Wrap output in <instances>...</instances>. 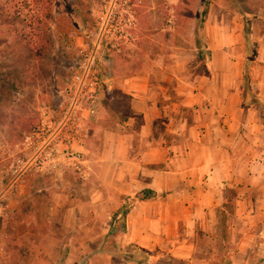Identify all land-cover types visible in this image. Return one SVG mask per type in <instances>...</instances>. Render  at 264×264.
<instances>
[{"label": "crops", "instance_id": "0c3cea01", "mask_svg": "<svg viewBox=\"0 0 264 264\" xmlns=\"http://www.w3.org/2000/svg\"><path fill=\"white\" fill-rule=\"evenodd\" d=\"M261 10L264 6L248 13L250 37L257 42V50L247 92L242 78L245 57L242 17L235 27V36L240 35L241 44L230 62V72H226L223 97L215 96V90L205 95L192 89L177 92L181 97H155L150 93L148 76L136 75L121 84V94L126 97H111L109 105L100 102L97 108L94 101V121H80L79 134L72 144L85 154L81 169V181L86 185L84 198L67 194L62 199L57 195V200L29 208V212L15 218L23 205L25 191L21 186L12 207H7L8 218L4 223L7 226L13 222L22 228L15 237L18 252H7L4 245L9 260L13 258L17 264H73L85 255L84 262L78 264H96L101 262L100 257L112 258L107 250H93L94 254L89 255L91 243L98 241L97 248H103L111 217L124 203V197L132 198L144 189L152 196L137 199L126 213L125 228L120 232L115 229L118 247L133 243L155 253L165 244L167 253L186 256L192 253L195 235L199 231L213 232L219 224L217 209H224L231 201L238 236L247 225L263 229L264 11ZM192 107L196 113L189 120L184 109ZM94 140H99L95 146L97 153L91 150ZM4 206L3 203L0 210ZM49 222V226L67 228V232L53 233L47 228ZM263 232H259L262 237L258 241L264 249ZM246 233L247 230L237 240H251ZM57 242L61 244L53 249L52 244Z\"/></svg>", "mask_w": 264, "mask_h": 264}, {"label": "rangeland", "instance_id": "374dc122", "mask_svg": "<svg viewBox=\"0 0 264 264\" xmlns=\"http://www.w3.org/2000/svg\"><path fill=\"white\" fill-rule=\"evenodd\" d=\"M262 6L264 0L0 1V191L12 177L18 160L32 155L36 128L57 119L66 84L87 44L96 55V108L100 102L109 105L111 97H126L121 94V84L136 75L148 76L150 93L155 97H181L177 92L187 89L205 95L215 90V96L223 97L226 72L241 44L235 27L246 13ZM204 8L207 13L202 15ZM200 36L203 58L198 57ZM195 113L193 107L184 109L189 120ZM95 116L83 119L89 121ZM92 142L91 150L97 153L99 140ZM62 157L58 153L54 159L48 158L40 172L24 178L23 205L15 218L57 200V195L62 199L67 194L84 198L82 170H74ZM7 207L12 205L0 210V236L4 235L7 252L13 253L18 252L15 237L22 228L13 222L4 225ZM216 214L219 224L209 234L199 231L195 235L192 253L183 257L179 255L185 253H167L164 244L149 253L150 260L145 264H264V249L258 241L264 228L243 227L241 233L247 230L251 240L239 242L241 233L238 236L233 224L234 202L218 208ZM49 224L47 228L53 233L67 232V228ZM113 236L105 237V250L117 249L118 236ZM97 242L91 243V251L98 249ZM60 244H52L53 249ZM8 254L0 264H5L6 257L7 264H17ZM84 259L82 255L73 264ZM100 259L96 264L121 263L110 256L109 260Z\"/></svg>", "mask_w": 264, "mask_h": 264}, {"label": "built area", "instance_id": "2783aa9c", "mask_svg": "<svg viewBox=\"0 0 264 264\" xmlns=\"http://www.w3.org/2000/svg\"><path fill=\"white\" fill-rule=\"evenodd\" d=\"M97 83L95 50L87 44L81 49L78 66L66 84V97L57 119L52 124L43 122L36 128L37 138L33 142V153L26 160H18L12 170V177L0 191V207L3 203L13 205L24 178L40 172L43 163L48 158L54 159L58 153L62 154V158L74 170L82 169L83 153L75 150L72 144L79 134L80 121L95 113L93 102L96 99L94 93ZM2 236L4 235L0 236V259L5 256Z\"/></svg>", "mask_w": 264, "mask_h": 264}, {"label": "trees", "instance_id": "16d2710c", "mask_svg": "<svg viewBox=\"0 0 264 264\" xmlns=\"http://www.w3.org/2000/svg\"><path fill=\"white\" fill-rule=\"evenodd\" d=\"M27 4H29L28 1H26ZM204 5L205 7L207 6V1H204ZM207 13L206 8H204V10L202 11V15H205ZM241 14H245V12H241ZM243 16V15H242ZM250 15H248L247 13L245 14V17L243 16V28H242V34H243V38H244V45H245V57H244V63H243V87H244V91L247 92L248 91V83H249V71H250V67L252 65L253 59H254V54L256 53L257 50V42L254 41L251 37H250ZM201 24L204 23V19H201ZM201 24L199 25V29L198 32L201 31ZM200 50L198 51V57L199 58H203L204 56V52L203 47H204V43L201 39L200 36ZM263 110H264V105L262 104ZM152 193V191H151ZM152 195L149 193V191L147 189H144L140 192V194H136L134 197H129L126 196L124 197V203H122V206L118 209V211H116L112 217H111V223L109 226V230L107 232L106 237L111 236V233H116V232H120L121 230H123L125 228V216L126 213L129 211L130 207L133 205V203L137 200V199H148L150 198ZM128 201V205H126L125 202ZM115 229L116 232H115ZM112 237V236H111ZM95 251H105V249H103L101 246L95 250ZM95 251H92L91 254H94ZM107 252L112 256L113 259L120 261V264H128V263H133V264H145L148 263L150 260L149 257V253H152L148 250H142L140 248H138L135 244L133 243H126L124 244L122 247H117V249L115 251L112 250H107ZM85 260V259H84ZM84 262V261H83ZM82 262V263H83ZM81 263V264H82Z\"/></svg>", "mask_w": 264, "mask_h": 264}]
</instances>
